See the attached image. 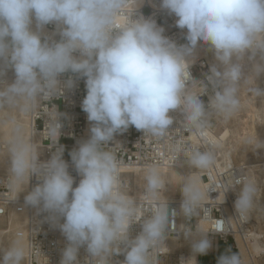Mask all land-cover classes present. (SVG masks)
<instances>
[{"label":"clouds","instance_id":"9594fccd","mask_svg":"<svg viewBox=\"0 0 264 264\" xmlns=\"http://www.w3.org/2000/svg\"><path fill=\"white\" fill-rule=\"evenodd\" d=\"M141 2L134 0L129 12L130 0H0V77L7 68L15 73L14 83L0 81V108L30 113L41 99L51 100L61 93V74L86 78L82 110L92 125L91 135L70 153L82 177L78 186L73 187L74 179L62 158L63 147L47 162H39L35 146L15 122L7 144V188L17 197L35 175L42 183L25 196V204L50 213L48 219L53 223L64 218L58 226L69 243L61 264H75L83 245L92 257L91 264H109L110 256L121 251L120 243L126 245L124 264H154L153 253L167 237L170 214L161 197L166 185L159 168L145 170L140 195L144 203L122 191L116 156L103 147L114 134L134 126L147 135L165 138L173 124L169 112L174 110L182 111L183 128L194 134L210 127L213 117L230 119L239 110L242 86H247L251 98L264 97V90L255 85L256 78L264 74V0H161V8L177 17L176 27L187 29V44L180 46L165 37L154 20L131 18ZM122 15L127 19L118 27ZM33 20L36 31L31 27ZM49 24L57 26L58 42L42 41L40 33ZM198 43L207 45L216 61L206 76L207 85L193 81L189 70ZM77 52L79 57L74 55ZM246 58L251 63L247 76ZM72 83L69 79L67 86ZM208 85L214 95L206 111L199 97ZM60 129L55 109L45 128L54 145ZM245 144L253 149L264 146L257 136ZM180 151L189 166L199 171L215 163L211 148L201 151L186 144ZM195 175L183 177L180 184V214L186 218L197 213L208 195ZM235 185L241 186L234 204L236 215L248 219L257 186L243 177H237ZM149 211L141 233L129 240L130 226ZM176 216L172 210L171 217ZM191 241L193 255L181 264H196V256L207 254L212 247L207 236ZM24 256L17 239L2 254L0 264H20ZM217 264L243 261L239 253L228 249Z\"/></svg>","mask_w":264,"mask_h":264},{"label":"built area","instance_id":"2783aa9c","mask_svg":"<svg viewBox=\"0 0 264 264\" xmlns=\"http://www.w3.org/2000/svg\"><path fill=\"white\" fill-rule=\"evenodd\" d=\"M134 6V0H130L128 11L130 12ZM141 16L145 19L154 20L158 27L164 29L163 35L175 42L177 46L186 44L182 33L167 29L175 24L177 17L169 15L166 10L161 8V0H142L134 10L131 18L139 19ZM126 19V16H120L117 19V26L122 25ZM31 27L33 31H36L34 20ZM40 34L42 41L49 39V42H58L61 39L55 24L45 26ZM74 55L79 57L78 52ZM189 70L193 81H202L207 85L206 76L208 74L204 72L198 74L193 65L190 66ZM69 79L73 82L71 87L67 86ZM85 79L71 72L61 74L58 77L62 89L61 93L51 100L41 99L33 111L27 114L24 113L29 125L27 140L35 146L39 155V162H47L58 147H63L62 158L68 164V172L74 179V188L78 186L82 177L76 172L70 153L77 149L81 142L90 138V128L92 126L87 119V114L82 110V101L86 96ZM0 81H3L4 84L8 81L14 83V70L11 68L5 69V74L0 77ZM212 95L214 93L211 86L208 85L206 93L199 97L204 103L206 111ZM55 109L59 114L61 124L60 136L56 145L45 131L46 124ZM169 115L173 119V124L169 127V135L165 138H156L137 130L134 126H129L126 131L114 134L113 139L103 146L105 150L113 152L116 156L123 184L121 190L136 198L138 202L144 203L140 200V195L144 192L145 180L142 181L140 187L134 185L136 169L145 173L146 168L149 166L158 167L165 185L168 184V176L165 175L172 170H194L204 180V191L208 193L206 200L202 202L196 214L186 218L180 214L182 201L171 196L164 197L169 208L171 223V226L166 229L167 237L165 241L168 238H178L183 234L195 233L197 222L203 220L206 224L204 233L207 236L219 239L222 242L232 240L235 246V236L246 242L245 236L248 234L251 222L236 215L234 204L239 195L238 190L241 187L235 185V179L237 177L248 178L247 168L243 165L230 168L228 164L222 161L213 135L220 117H213L211 126L202 132L190 134L182 126L184 116L181 110L170 111ZM186 144L200 148L201 151L211 148L216 154L214 165L205 171L190 167L187 157L180 151L182 146ZM175 156H178L176 161L174 160ZM0 174H2L0 175V218H2L8 215L10 207L21 202L25 204V196L42 181L32 175L26 186V193L16 197L13 191L9 190L6 183H4L8 174ZM161 197L163 198L162 192ZM69 198H71V194ZM24 206H26L27 212L24 220L26 240L24 264H61L63 251L69 243L58 226L64 223V218L60 217L58 222L53 223L48 219L50 213L39 211L38 208L26 204ZM145 206L147 205L145 204ZM172 210L177 212L176 217H171ZM150 216L151 212H146L140 222L130 226L129 240L135 239L141 233L143 220ZM165 241L153 253L154 264H161L166 250ZM118 247L121 251L110 256L109 264H124L126 245L120 243ZM182 259L183 255H179L178 264H181ZM91 262L92 257L87 251V246H81L78 249L75 264H91ZM196 264H199L198 260H196Z\"/></svg>","mask_w":264,"mask_h":264},{"label":"rangeland","instance_id":"374dc122","mask_svg":"<svg viewBox=\"0 0 264 264\" xmlns=\"http://www.w3.org/2000/svg\"><path fill=\"white\" fill-rule=\"evenodd\" d=\"M167 29L169 31L182 33L184 41L187 44V40L185 39L187 29L181 30L176 27V24L169 26ZM202 45L204 52L201 51L199 57L195 60L197 63L193 66H195L198 74L200 72L210 74V68L216 61L213 52L208 50L207 45ZM256 61H259V56H257ZM250 68L251 63L247 62L246 58L244 69L245 76L248 75ZM255 85L264 90V74L256 78ZM246 88L247 86H242L239 92V110L228 120L220 118L213 132L217 139L218 151L222 161L233 167L241 165L246 167L248 179L252 180L257 186L258 191L255 196V206L251 212L252 219L250 229L251 233H255L257 237L255 246L259 249V247L264 244V146H261L262 148L253 149L246 146L245 141L257 136L258 140L264 143V97H258L255 100L250 97L251 94H248ZM22 113L23 112L18 109L8 107L0 108V125H2L0 129L6 127V131L12 130L13 124L9 122L11 119H14L17 123L23 121L25 126L21 129L24 138H26L28 121H26V119L24 120V115H22ZM3 140L2 135H0V143ZM9 167L10 157L7 155L6 165L0 164V173H8ZM172 190V185L167 184L165 187V194L182 201L181 185L177 186V189ZM6 221L5 217L0 218V258H2V254L16 241V238H14L12 234H1L2 231L6 230ZM201 227H203V225ZM202 236L207 235L204 232H196L189 235L183 234L178 238H168L165 241L166 254L162 257L161 264H178V256L180 254H184L191 258L193 255L191 239H199ZM207 238L212 241V247L208 250L207 254L196 256V260H198L199 264H217L219 257L228 249L233 253H239L247 258V252L244 250L242 244L240 245V239L237 240L236 238L238 249L232 240L222 242L219 239L209 236H207ZM250 254L254 255L252 247L250 249ZM246 262H248V258ZM20 264H24V260H22ZM255 264H264V257H259L255 260Z\"/></svg>","mask_w":264,"mask_h":264},{"label":"bare ground","instance_id":"6f19581e","mask_svg":"<svg viewBox=\"0 0 264 264\" xmlns=\"http://www.w3.org/2000/svg\"><path fill=\"white\" fill-rule=\"evenodd\" d=\"M202 48H203V45L198 43V45H197V47H196V49L194 51L193 57H192L194 62L191 64V66L195 65L197 63V61L195 62V60L199 57L201 51L204 52V49H202ZM10 84H12V82H10V81L5 83V85H10ZM22 115H24V120L26 119V121H27V118H26L25 114L22 113ZM9 122L12 123V124H13V122L17 123V121H15L14 119H11ZM17 124H19L21 128H23V126H25L23 121L20 122V123H17ZM27 124H28V122H27ZM1 126L2 125H0V127ZM28 127H29V125H28ZM5 128L2 127L0 129V133H1L0 135H2V137L4 139L0 143V164L1 165H6L7 155H8V157H10V155L8 153V150H7V144L9 142V140L11 139L12 130H7L6 131ZM213 135H214V139H215V141L217 143V139L215 137L214 132H213ZM27 136H28V134H27ZM25 139L27 140V137ZM228 166L230 168L232 167L231 165H228ZM5 174H8V173H5ZM144 174L145 173L142 172L141 170L136 169L135 177H134V185L135 186H137V187L141 186V183L144 180ZM192 174H196L194 176V178L199 179L201 181V185L200 186H201V189L204 191V180L202 178H200L199 175L194 170H191V171H187V170H184V169L172 170L169 174H166L165 176H168L167 177L168 181H169L168 184L172 185V189L175 190V189H177V186H180V184L182 183L183 177L187 178V177H189ZM0 175H2V174H0ZM247 175H248V173H247ZM238 192H240V189L238 190ZM13 193H14V195H16V192L13 191ZM25 193H26V187H25V189L22 192H20L18 194V196L20 197V196L24 195ZM162 196L165 197V198L170 197L169 195L165 194V189L162 191ZM181 197H182V201H183L182 194H181ZM205 200H206V198L204 199V201ZM24 205L25 204L21 202L20 204H17V205H14V206L10 207V209L8 211V215L5 216V220H7L6 221V223H7L6 224V230L2 231L1 234L2 235L12 234L14 236V238H16V241H17V239H19L20 245L24 248V251H25V242H26V240H25V221L24 220H25L27 212H26V206H24ZM251 219H252V214H250V216H249V218L247 220L251 222ZM202 225H203V227H201ZM205 225L206 224H205V222L203 220H199L197 222V231L196 232H198V233L204 232L205 231ZM247 233L248 234H246V236H245L246 237V239H245L246 242H243L238 236H235L236 246L238 247V244H237V241H236V238H237V240L240 239V245L242 244V246L244 247V250L247 252L248 262H246L247 258L244 255L240 254V256L242 258V261H243V264H255V260H257L259 257H264V244H262L259 247V249L256 248L255 245L257 243V237H256L255 233H251V229H249V231ZM251 247H252L254 255L250 254ZM238 249H239V247H238ZM165 254H166V250H165ZM180 255H183V260H185V261L190 258V257H187L184 254H180Z\"/></svg>","mask_w":264,"mask_h":264}]
</instances>
